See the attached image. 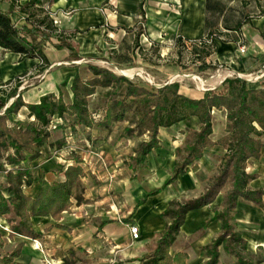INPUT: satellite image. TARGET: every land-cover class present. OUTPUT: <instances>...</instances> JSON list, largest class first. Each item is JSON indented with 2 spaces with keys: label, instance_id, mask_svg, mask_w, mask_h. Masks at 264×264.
<instances>
[{
  "label": "crops",
  "instance_id": "0c3cea01",
  "mask_svg": "<svg viewBox=\"0 0 264 264\" xmlns=\"http://www.w3.org/2000/svg\"><path fill=\"white\" fill-rule=\"evenodd\" d=\"M254 1L264 9V0ZM16 2L17 0H0V10L11 12L14 22L19 26L27 25V15L16 8ZM206 2L207 0H19L20 6L35 4L29 8L30 12L41 9L55 17V27L65 36H70L69 41L81 58L73 61L70 59L71 52L57 50L37 38L34 44L43 49L49 62V71L43 72L46 74L42 79L22 93L23 102L38 104L46 94L58 96L61 93L64 104L71 105L72 80L76 75L81 77V70L86 72L82 79L90 78L86 70L89 63L110 59L114 65L126 63L130 66L133 47L138 43H161L163 38H177L181 41L203 39L209 32L205 26L207 18L214 19L215 25L227 32L222 28L221 17L216 18L217 15L207 13ZM240 31L248 45V51L252 49V54L248 56L253 62L261 64L258 72L264 75V16L245 22ZM0 54L10 59L12 64L6 76L3 68H0V84L14 80L20 74L28 75L30 71L38 74L37 59L19 61L18 55L5 53L2 49ZM228 55L217 54L222 58ZM233 69L239 74H251L249 68L245 69L239 64ZM261 82H264V76L259 81L250 83L249 87L257 88ZM166 84L169 83L155 88ZM105 92L106 90L97 89L88 98L90 111L95 107L97 109L94 110L105 107ZM24 113L26 115L25 110ZM221 126L223 132L220 137L224 135V123ZM127 127L128 122L123 119L107 129L95 126L76 127L72 131L66 127L51 133L47 146L40 157L26 167L27 171L33 180L43 177L49 184L59 183L64 180L65 169L75 165V160H78L82 169L83 202L76 203L72 200L69 210L63 212L58 221L49 216L32 218L33 230L39 235L37 240L9 238V232L3 230L7 228L9 231V224L6 218H0V256L10 255L20 246V255L14 260L16 264H113L116 261L122 264H141L143 249L153 247L158 240L157 234L170 222L169 218L162 216L169 204H182L202 196L216 174L215 171L219 170L220 158L225 151L221 147L205 149L192 165L196 166V170H192L190 166L189 171L178 176L175 182L145 198L146 194L160 189L163 182L173 175V168L183 154L179 150L184 147V138L188 131L198 130V120L189 118L169 129H160L157 136L158 147L147 155L143 165L135 166L133 170L130 165L131 159L138 155L136 146L147 142L149 137L148 134L125 136L124 129ZM99 151L104 155L106 153V158L113 164L108 170L114 173L109 183L93 180L89 176L95 175V154ZM245 172L255 176L248 184V189L264 191V149L258 160L251 159L246 163ZM0 175V195L7 198L9 194L3 185L5 177ZM136 176L138 178L134 179ZM39 188L38 182L34 181L22 190V194L34 198ZM222 196L223 193L217 195L209 206L190 210L185 214L183 224L168 250L170 257L184 254V264H201L205 261L200 256L201 249L221 234L220 222L213 220V209H220ZM131 215L133 225L139 230V240L136 242L131 241L129 225L123 223ZM231 224L234 232L245 243L244 257L254 264H264V210L239 198L232 213ZM33 242H37L39 247L36 248ZM218 252L217 264H235V259L225 254L221 247Z\"/></svg>",
  "mask_w": 264,
  "mask_h": 264
},
{
  "label": "trees",
  "instance_id": "16d2710c",
  "mask_svg": "<svg viewBox=\"0 0 264 264\" xmlns=\"http://www.w3.org/2000/svg\"><path fill=\"white\" fill-rule=\"evenodd\" d=\"M33 6L34 3H28L19 7V11L27 15V25L23 26L15 25L11 12L0 10V49L18 55L19 61L37 59L38 74L49 67V62L43 49L34 44L37 38L57 50L71 52L70 59L79 61L81 58L69 41L70 36L57 30L49 15L41 9H34L42 17L35 21L36 15L29 11ZM223 10L220 2L207 0L206 11L210 15L220 16ZM213 23L206 19L205 26L209 31L214 27ZM242 24H237L236 29L241 28ZM223 28L230 30L224 24ZM53 35L55 38H52ZM202 69H207V66ZM86 70L90 78L82 79L76 75L72 80L71 105L64 104L61 93L58 96L46 94L38 104L24 103L23 90H19L21 76L0 84V174L5 177L3 185L9 194L7 198L0 195V218H6L9 224L8 237L37 240L39 235L33 230L32 218L49 216L58 221L61 214L69 210L72 200L83 202L82 169L78 160H75V165L65 169L64 180L59 183L49 184L43 177L33 180L27 171L26 167L40 157L53 131L66 127L72 131L76 127L107 129L126 119L128 127L124 129L125 136L148 134L149 137L147 142L141 144L138 155L131 159L130 167L133 170L135 166L143 165L147 155L158 147L160 129H169L189 118H196L198 130L187 132L184 148L179 150L184 156L180 163L175 164L173 175L163 182L160 189L146 194L145 198L157 194L175 182L178 176L186 174L205 149L221 147L225 151L220 158L219 173L199 198L182 204H169L162 216L169 218L170 222L157 234L155 245L143 249L141 264H184V254L170 257L168 250L183 224L185 214L211 205L225 187L228 189L222 196L220 209H213V220L220 222L221 234L201 249L200 256L205 259L201 264H217L219 247L235 259V264H254L244 257L245 243L234 232L231 221L239 198L264 210V191H250L248 184L255 176L245 172L246 163L251 159L258 160L264 149V82L259 83L257 88H250L246 81L230 78L198 97H187L181 94L178 83L155 88L96 66L87 65ZM97 89L106 90L103 94L106 105L90 111L88 98ZM22 110L26 111L25 119L19 120L17 117ZM101 112L102 119L95 122L93 115ZM215 112L223 114L225 126L224 135L217 140L212 139ZM192 170H196V166H192ZM34 181L40 186L38 194L34 198L23 195L22 190ZM132 215L123 220L125 225H133ZM20 251V246H17L10 255L0 256V264H16L14 260L19 257Z\"/></svg>",
  "mask_w": 264,
  "mask_h": 264
},
{
  "label": "rangeland",
  "instance_id": "374dc122",
  "mask_svg": "<svg viewBox=\"0 0 264 264\" xmlns=\"http://www.w3.org/2000/svg\"><path fill=\"white\" fill-rule=\"evenodd\" d=\"M220 2L224 10L222 14L216 18L221 17L222 28L224 24L230 29L227 30V32L223 31L221 26H216L214 19H209L212 23L214 22V27L203 39L196 41H181V39L178 40L177 38H163L164 40L161 43L150 42L148 44L144 43L143 45H139L138 43L137 46L135 45L133 47V61L130 60V62H132L130 66L126 65V63L121 66L114 65L110 62V59H101V61L105 62H91L88 65L110 70L117 76L151 87L161 86L165 83H178L181 94L187 97H198L205 91L216 89L225 79H245L250 76L251 78L256 77L259 75L258 71L261 69V64L257 61L253 62L252 58L248 56V54H252V49L248 51V45L242 36L240 28L236 29V25L259 19L264 16L262 15L264 14V9L254 0H220ZM33 13L36 15V17H34L35 21L41 20L42 17L40 15L35 12ZM202 40L211 42L206 45V47H198L192 44L193 42ZM241 46L245 47V52L243 54L239 53V48ZM217 54L229 55L222 58L217 56ZM236 64L242 67L244 66L245 69L249 68V73L251 74H239L233 69ZM11 65L10 59L0 54V68H3L5 76L9 73L12 67ZM203 66H207V69H202ZM45 71L47 73L49 67ZM46 73L36 74L34 71H30L28 75H18L17 77L21 76L20 80L22 82L21 88L19 89L20 92L23 90V93L32 85H35ZM122 73H129V75H123ZM85 74V70L80 71L82 78ZM101 94L102 93H100V95ZM92 109H97V107ZM214 115L215 120L213 122L214 129L212 139L220 137L223 132L221 125L224 123V116L222 113L215 112ZM17 118L19 120L25 119L24 110L20 112ZM139 149L140 144H137L136 150L138 151ZM97 154L102 155L105 166H101V163L96 159L97 164L94 166L95 175L89 176L92 177L93 180L97 179L100 182L109 183L114 173L108 170L113 167V164H110L111 162L106 158V153L104 155L99 151ZM183 156V154L179 156L178 163L181 162ZM215 172L216 174L212 178V181L218 175L219 170ZM87 173L89 174L90 172L87 171ZM133 178L136 179L138 176ZM0 179H2L1 175ZM227 189L228 188L225 187L222 193L224 194ZM5 232H9L8 229Z\"/></svg>",
  "mask_w": 264,
  "mask_h": 264
},
{
  "label": "built area",
  "instance_id": "2783aa9c",
  "mask_svg": "<svg viewBox=\"0 0 264 264\" xmlns=\"http://www.w3.org/2000/svg\"><path fill=\"white\" fill-rule=\"evenodd\" d=\"M19 7H20L19 0H17V2H16V8L19 9ZM26 18H27V16L25 17V20H26ZM49 18H50V20H52L54 26H56V25H57V21H56L55 17L49 15ZM15 25H16V26H19V25L16 24V23H15ZM40 29L42 30V28H40ZM210 42H211V41H208V40H202V41H198V42H193L192 44H193L194 46L196 45V46H198V47H201V46H206V45L210 44ZM244 52H245V47H244V46H241V47L239 48V53L243 54ZM262 76H264V75L259 74V75L256 76V77L251 78V76H250V77L245 78V79H242V80H244V81H246L247 83L250 84V83H254V82L259 81V79H260ZM102 115H103L102 112H101V113H98V114H94V115H93V119H94V121H95V122L100 121V120L102 119ZM95 158L101 163V166H103V167L105 166V161H104L102 155H99V154L96 153V154H95ZM111 178H112V177H111ZM111 178H110V179H111ZM3 230H4V231H7V229H4V228H3ZM128 233H129V235H130V238H131V241H132V242H136V241L139 240V230H138V228H137L136 226H134V225L129 226V227H128ZM33 245H34L36 248L39 247V244H38L37 242H33Z\"/></svg>",
  "mask_w": 264,
  "mask_h": 264
},
{
  "label": "bare ground",
  "instance_id": "6f19581e",
  "mask_svg": "<svg viewBox=\"0 0 264 264\" xmlns=\"http://www.w3.org/2000/svg\"><path fill=\"white\" fill-rule=\"evenodd\" d=\"M123 74V73H122ZM123 75H129V73L127 74V73H124Z\"/></svg>",
  "mask_w": 264,
  "mask_h": 264
}]
</instances>
